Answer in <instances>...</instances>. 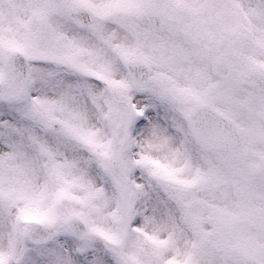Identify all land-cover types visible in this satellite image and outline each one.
Masks as SVG:
<instances>
[{"label": "snow or ice", "instance_id": "snow-or-ice-1", "mask_svg": "<svg viewBox=\"0 0 264 264\" xmlns=\"http://www.w3.org/2000/svg\"><path fill=\"white\" fill-rule=\"evenodd\" d=\"M0 264H264V0H0Z\"/></svg>", "mask_w": 264, "mask_h": 264}]
</instances>
